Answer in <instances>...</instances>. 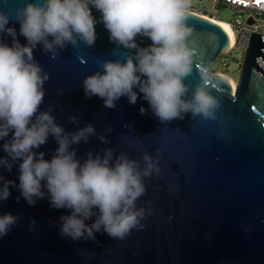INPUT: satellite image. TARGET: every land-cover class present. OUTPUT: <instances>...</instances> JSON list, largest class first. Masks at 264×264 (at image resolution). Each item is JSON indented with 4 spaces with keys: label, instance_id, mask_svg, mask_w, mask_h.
Returning a JSON list of instances; mask_svg holds the SVG:
<instances>
[{
    "label": "water",
    "instance_id": "1",
    "mask_svg": "<svg viewBox=\"0 0 264 264\" xmlns=\"http://www.w3.org/2000/svg\"><path fill=\"white\" fill-rule=\"evenodd\" d=\"M24 3L0 0V10L14 16ZM91 11L98 21L93 46L77 41L59 49L55 58L39 45L33 50L49 77L40 108H51L66 132L88 124L95 128L96 134L86 143L72 145L81 163L88 152L103 156L105 148H112L114 157L125 153L141 166L144 154L153 158L159 172L144 178L146 191L137 201V207L145 209L143 227L124 239H113L101 230L94 233V240H73L60 234V217L70 210L52 207L47 196L30 206L23 197L17 200L20 192L10 186L7 200L0 201V215L11 213L18 219L0 237V264H264V74L256 62L264 46L260 35L250 36L233 91L221 73L211 72L230 46L228 33L216 21L185 11L192 62L184 82L194 87L205 71L220 106L214 119L185 114L183 119L161 123L142 94L135 104L122 96L114 108H106L98 96L84 94L87 75L102 70L103 61L122 60L128 54L110 41L99 22L100 13ZM8 26L25 44L19 23L10 19ZM135 39L141 47L151 44L147 37ZM0 40L12 44L7 34H0ZM101 135L108 143L101 142ZM56 148L49 135L34 151L50 160ZM6 155L0 147V156ZM18 164L14 162L11 171L0 167L4 180L19 183Z\"/></svg>",
    "mask_w": 264,
    "mask_h": 264
},
{
    "label": "clouds",
    "instance_id": "2",
    "mask_svg": "<svg viewBox=\"0 0 264 264\" xmlns=\"http://www.w3.org/2000/svg\"><path fill=\"white\" fill-rule=\"evenodd\" d=\"M186 6L187 0H25L14 16L0 10V34L12 37L11 46L0 40V141H4L0 147L7 154L0 156V167L11 171L19 161L18 184L0 175V201L7 200L10 186L18 188L17 200L23 197L30 206L47 196L52 207L70 210L60 217V234L73 240H94V233L101 230L113 239H124L131 230L143 227L145 209L138 208L137 201L146 191L144 178L159 172L156 162L144 154L141 166L125 153L114 157V150L105 148L103 156L88 152L81 163L72 145L86 143L96 130L88 124L66 132L51 108L41 110L49 77L33 50L39 45L55 58L59 49L77 41L93 46L98 21L91 8H95L110 41L128 54L122 60L103 61L102 70L87 75L82 82L86 96H98L106 108H114L122 96L135 104L138 93L142 94L161 123L183 119L185 114L214 119L220 105L207 73L201 70L192 88L184 82L192 62L186 45ZM10 19L19 23L25 44L16 38V29L8 26ZM138 35L149 38L151 44L139 46ZM145 111L140 108L142 114ZM49 135L57 148L47 160L34 149L44 145ZM99 139L108 143L102 135ZM92 217L94 221L86 224ZM17 219L11 213L0 215V237Z\"/></svg>",
    "mask_w": 264,
    "mask_h": 264
},
{
    "label": "built area",
    "instance_id": "3",
    "mask_svg": "<svg viewBox=\"0 0 264 264\" xmlns=\"http://www.w3.org/2000/svg\"><path fill=\"white\" fill-rule=\"evenodd\" d=\"M216 4L225 5L240 13H246L244 20L235 18L233 22L222 20L216 16L212 10L192 9L191 0H187L185 11L193 12L209 19L220 20L229 26L230 46L227 52L231 49H239L244 53L248 47L250 36L252 33H258L261 40L264 42V20L259 21L258 16L264 17V0H213ZM251 20L252 22H249ZM262 55L256 58V62L264 74V46L262 47Z\"/></svg>",
    "mask_w": 264,
    "mask_h": 264
},
{
    "label": "rangeland",
    "instance_id": "4",
    "mask_svg": "<svg viewBox=\"0 0 264 264\" xmlns=\"http://www.w3.org/2000/svg\"><path fill=\"white\" fill-rule=\"evenodd\" d=\"M192 9L212 10L216 16L222 20L233 22L235 18L244 20L246 13H240L225 5L216 4L213 0H191ZM259 21L264 20L263 16H258ZM243 59V52L239 49H231L226 53L218 56L211 67V71H219L218 73L225 72L234 82H236L240 64ZM224 74V73H221Z\"/></svg>",
    "mask_w": 264,
    "mask_h": 264
},
{
    "label": "bare ground",
    "instance_id": "5",
    "mask_svg": "<svg viewBox=\"0 0 264 264\" xmlns=\"http://www.w3.org/2000/svg\"><path fill=\"white\" fill-rule=\"evenodd\" d=\"M205 17V16H203ZM207 18V17H206ZM216 21L218 24H220L224 29L225 31L230 34V30H229V26L223 22V21H220V20H214ZM222 76L231 84L232 88H233V91L235 90V86H236V82H234L229 76L227 75H223Z\"/></svg>",
    "mask_w": 264,
    "mask_h": 264
},
{
    "label": "trees",
    "instance_id": "6",
    "mask_svg": "<svg viewBox=\"0 0 264 264\" xmlns=\"http://www.w3.org/2000/svg\"><path fill=\"white\" fill-rule=\"evenodd\" d=\"M211 72H216V71H211ZM217 72H219V71H217ZM221 73H224L223 75H226V73L225 72H221ZM228 76V75H227Z\"/></svg>",
    "mask_w": 264,
    "mask_h": 264
}]
</instances>
